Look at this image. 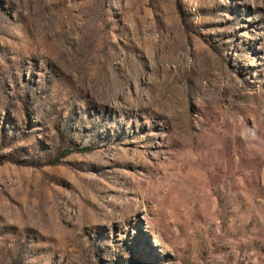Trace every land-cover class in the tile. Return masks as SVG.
Masks as SVG:
<instances>
[{"label":"rangeland","instance_id":"374dc122","mask_svg":"<svg viewBox=\"0 0 264 264\" xmlns=\"http://www.w3.org/2000/svg\"><path fill=\"white\" fill-rule=\"evenodd\" d=\"M0 264H264V0H0Z\"/></svg>","mask_w":264,"mask_h":264}]
</instances>
